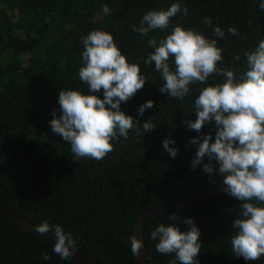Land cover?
<instances>
[{
	"label": "trees",
	"instance_id": "16d2710c",
	"mask_svg": "<svg viewBox=\"0 0 264 264\" xmlns=\"http://www.w3.org/2000/svg\"><path fill=\"white\" fill-rule=\"evenodd\" d=\"M260 2L0 0V205L34 226L45 220L60 225L75 240L76 250L99 264H134L129 236L142 215L168 201L223 187L221 177H209L202 165L194 170L191 165L197 146L189 141L202 134H211L214 141V125L206 124L197 133L184 123L195 121L194 99L207 85L191 84L184 99L159 92L164 83L161 74L154 64L144 63L153 52L148 40L166 36L179 22L185 29L216 39L223 49V63L217 66H227L240 75L246 70L244 53L264 40ZM173 3L186 7L188 15L178 13L169 29L154 30L148 36L132 30L146 12L167 10ZM105 5L112 10L110 14L103 12ZM206 16L212 26L224 31V39L202 23ZM229 27L239 34L231 35ZM92 30L110 33L128 62L140 66L146 83L120 107L141 128L139 135L136 129L130 130L127 140H112L113 151L100 161L87 157L74 161L70 145L52 133L49 121L53 110L60 115V90L91 94L78 72L83 66L82 37ZM235 54L240 55L239 61L233 59ZM168 62L174 66V58ZM223 79L213 74L208 83L219 84ZM97 95L103 99V90ZM148 100L153 101V108L138 116L140 105ZM149 118L156 128L145 133L142 125ZM169 137L175 141L170 147L178 150L174 159L162 147ZM240 203L224 193L148 220L142 229L145 264H172L175 255L158 253V240H152L150 233L161 223L186 232L188 226L181 221L188 218L200 231L199 264H264V256L245 261L232 252V222ZM172 214L176 221L168 219ZM52 248L0 216V264H79L71 258L60 259ZM44 253L49 259L43 258Z\"/></svg>",
	"mask_w": 264,
	"mask_h": 264
},
{
	"label": "clouds",
	"instance_id": "9594fccd",
	"mask_svg": "<svg viewBox=\"0 0 264 264\" xmlns=\"http://www.w3.org/2000/svg\"><path fill=\"white\" fill-rule=\"evenodd\" d=\"M264 10V0L259 3ZM105 5L103 12L111 13ZM187 8L181 9L179 3H173L167 10H150L143 14L139 26L133 31L141 36H148L154 30H167L171 19ZM202 23L212 26L210 17H204ZM213 33L221 40L225 33L218 26H212ZM231 35H238L234 27L227 30ZM82 67L78 76L87 84L88 92L78 90H60L58 100L60 115L53 110L49 121L53 134L59 135L70 145L75 156L96 161L104 159L113 151L112 140L128 139L130 130L136 129L139 135V121L121 111V103H126L141 90L146 78L141 74L138 64L129 63L126 56L107 31L92 30L82 37ZM148 46L153 52L144 60L145 65L154 64L161 74L163 86L158 90L164 95L184 99L191 91L193 83L207 86L199 90L194 99L195 121H185L189 130L201 133L206 125H214L215 139L211 134L200 135L189 141L197 146L191 161L192 169L202 165L209 175L222 178L223 191L228 196L240 201L239 212L232 222L234 235L231 237V249L237 258L245 261H257L264 256V40H260L251 52H245L246 70L237 75L232 68H221L223 49L217 46L216 39H208L196 29H185L179 22L171 27L170 33L162 38H150ZM174 58L170 66L169 58ZM233 59L239 61V54ZM213 74L223 77L219 84H209ZM103 90V99L97 93ZM153 108V101L141 104L138 116H143L146 109ZM149 118L143 123L145 133L156 127ZM212 141V142H210ZM170 137L162 141L164 151L170 158H175L178 150ZM208 163H204V158ZM213 161L218 167L213 165ZM231 211V209H229ZM176 221L172 214L168 218ZM188 226L181 232L175 225L159 224L150 233L152 240H158L155 248L160 254H174L172 264H199L196 259L200 254V231L191 218L181 221ZM34 231L41 236L52 233L55 241L52 251L60 259L68 260L76 251V242L69 233H65L58 224L47 220L35 226ZM131 252L140 256L143 240L129 236ZM49 259L47 253L43 254Z\"/></svg>",
	"mask_w": 264,
	"mask_h": 264
},
{
	"label": "water",
	"instance_id": "95a60500",
	"mask_svg": "<svg viewBox=\"0 0 264 264\" xmlns=\"http://www.w3.org/2000/svg\"><path fill=\"white\" fill-rule=\"evenodd\" d=\"M225 192L223 191V187L215 188L213 190L207 191V192H201L196 194H191L187 196H183L180 198H177L175 200L168 201L162 205H158L152 209H150L147 213L142 215L138 221L135 224L134 227V233L133 236H136L137 239H142V229L146 222L157 215L163 214L171 209L178 208L184 205L193 204L196 202L204 201L206 199H209L216 195H222ZM0 216L7 219L14 225H16L20 230H22L25 233H28L29 235H32L33 237L40 239L46 243H49L53 246L55 243L52 234H47L44 236H41L40 234L36 233L34 231L35 226L26 222L22 218L18 217L14 213H12L7 208L0 205ZM144 244V243H143ZM71 259L75 260L79 264H99L98 262L92 260L90 257L86 256L82 252L76 250L73 257ZM134 264H145V247L140 250V256L135 257Z\"/></svg>",
	"mask_w": 264,
	"mask_h": 264
}]
</instances>
